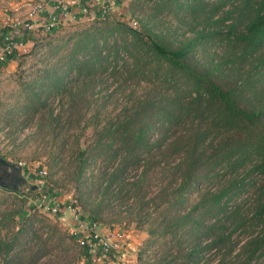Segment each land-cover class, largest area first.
Here are the masks:
<instances>
[{
  "label": "trees",
  "instance_id": "16d2710c",
  "mask_svg": "<svg viewBox=\"0 0 264 264\" xmlns=\"http://www.w3.org/2000/svg\"><path fill=\"white\" fill-rule=\"evenodd\" d=\"M145 1L151 25L168 17L181 39L120 23L133 36L127 46L93 48L54 67L39 90L60 94L69 109L60 103L48 116L93 100L104 73L124 85L138 77L142 92L113 119L106 114L80 163L78 178L86 160L103 165L83 192L96 206L131 199L154 245L146 264H264V0ZM126 54L128 62L110 66ZM71 72L88 91L76 84L70 92ZM15 238L0 241L2 264H35L37 254L16 249Z\"/></svg>",
  "mask_w": 264,
  "mask_h": 264
},
{
  "label": "rangeland",
  "instance_id": "374dc122",
  "mask_svg": "<svg viewBox=\"0 0 264 264\" xmlns=\"http://www.w3.org/2000/svg\"><path fill=\"white\" fill-rule=\"evenodd\" d=\"M104 1L112 3V16L101 14L102 6L90 2L87 12L78 20L64 22L52 32L34 27L33 35L28 37L27 54L0 64V156L19 166L26 179L24 186L17 187V192L0 186V241H10L15 236L16 249L26 256L37 254L35 264H146L155 259L154 245L147 244L148 223L138 218L131 199L99 203L98 208L94 194L83 192L85 183L94 179L103 166L99 159L86 160L83 176L78 178L80 163L93 153L94 139L101 134L106 114L113 119L115 112L123 104L131 103L144 85H138L137 75L124 85L121 80L105 81L104 73L95 82L93 100L87 103L88 97H85L86 100L75 101L72 115L66 112L57 120L51 119L47 111L52 109V114L59 111L60 103L62 110L66 108L59 100L60 94L39 90L42 84L50 82L54 67L64 68L73 56L79 60L93 48L100 47L102 52H107L127 46L133 36L131 31L118 27L120 23L135 22L140 30H143L142 24H147L156 34L170 29L166 36L169 41L182 37L180 28L175 31L176 37L172 35V21L168 17L154 27L151 25L149 1ZM113 61L110 66L118 67L128 62L129 57L126 54L123 60ZM65 81L72 87V93L77 91L76 84L86 91L90 87L84 81L76 82L73 72ZM37 92L39 101L34 96ZM93 111L96 117L91 115ZM40 170L46 172L44 177ZM31 186L35 187L32 191ZM42 195L46 196L42 198ZM52 196L59 209L66 211L69 206L80 219H95L101 230L119 229L126 233L128 257L122 261L80 248L67 230L72 216L66 214L65 223L60 219L61 214L44 208L51 205L47 198ZM27 200L31 207L24 206Z\"/></svg>",
  "mask_w": 264,
  "mask_h": 264
},
{
  "label": "built area",
  "instance_id": "2783aa9c",
  "mask_svg": "<svg viewBox=\"0 0 264 264\" xmlns=\"http://www.w3.org/2000/svg\"><path fill=\"white\" fill-rule=\"evenodd\" d=\"M19 7L25 12L26 21L15 16H6L0 24V64L7 60L19 59L27 54L29 35L32 33L34 23L38 24L46 32L56 30L58 26L67 21H76L83 16L89 3L102 6L101 14L112 16L111 2L104 0H19ZM105 3V5H103ZM47 7L49 9H47ZM135 26V22L130 23ZM35 26V27H36ZM42 177L46 174L40 170ZM46 196V195H45ZM44 195L41 197L44 198ZM55 196L48 197L51 204L49 209L54 214H61L60 219L66 223V214L72 216L67 224V230L77 245L90 251H99L115 259L124 261L130 251L129 243H126L127 234L119 229L101 230L97 222L89 219H80L79 214L69 206L65 210L59 209ZM71 222V223H70ZM129 250V251H127Z\"/></svg>",
  "mask_w": 264,
  "mask_h": 264
},
{
  "label": "water",
  "instance_id": "95a60500",
  "mask_svg": "<svg viewBox=\"0 0 264 264\" xmlns=\"http://www.w3.org/2000/svg\"><path fill=\"white\" fill-rule=\"evenodd\" d=\"M0 170H3L7 174H12L15 176V180H14L13 184H7V183H3L0 181V186H3L5 188L11 189V190L17 192L18 189H17L15 183H17V184H24L25 183L26 179L22 176L21 168L19 166H17L15 163H12V162L5 160L1 156H0ZM1 178L2 177L0 176V180H1ZM30 189L34 190L35 187L31 186Z\"/></svg>",
  "mask_w": 264,
  "mask_h": 264
},
{
  "label": "crops",
  "instance_id": "0c3cea01",
  "mask_svg": "<svg viewBox=\"0 0 264 264\" xmlns=\"http://www.w3.org/2000/svg\"><path fill=\"white\" fill-rule=\"evenodd\" d=\"M19 2H20L19 0H0V24L6 16H15L23 21L27 20L25 18L24 10L19 7ZM47 9L49 8L47 7ZM34 25L36 26L38 24L34 23ZM33 31L30 35H33Z\"/></svg>",
  "mask_w": 264,
  "mask_h": 264
},
{
  "label": "flooded vegetation",
  "instance_id": "af4514ba",
  "mask_svg": "<svg viewBox=\"0 0 264 264\" xmlns=\"http://www.w3.org/2000/svg\"><path fill=\"white\" fill-rule=\"evenodd\" d=\"M0 176L1 178V182L3 183H7V184H13L14 180H15V176L12 174H7L5 173L3 170H0ZM16 187H20V186H24V184H17L15 183Z\"/></svg>",
  "mask_w": 264,
  "mask_h": 264
}]
</instances>
